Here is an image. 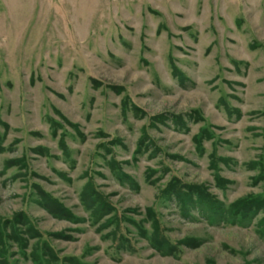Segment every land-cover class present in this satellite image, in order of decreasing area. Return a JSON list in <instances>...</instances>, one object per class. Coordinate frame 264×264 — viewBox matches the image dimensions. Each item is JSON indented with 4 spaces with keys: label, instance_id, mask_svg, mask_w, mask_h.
Masks as SVG:
<instances>
[{
    "label": "rangeland",
    "instance_id": "1",
    "mask_svg": "<svg viewBox=\"0 0 264 264\" xmlns=\"http://www.w3.org/2000/svg\"><path fill=\"white\" fill-rule=\"evenodd\" d=\"M173 176L214 202L161 197ZM244 199H264V0H0V264H264Z\"/></svg>",
    "mask_w": 264,
    "mask_h": 264
},
{
    "label": "trees",
    "instance_id": "2",
    "mask_svg": "<svg viewBox=\"0 0 264 264\" xmlns=\"http://www.w3.org/2000/svg\"><path fill=\"white\" fill-rule=\"evenodd\" d=\"M175 73H176V71H175ZM175 75L179 76L178 73H176ZM121 89H122V87H113V90H115V91H118V90L122 91ZM193 113L195 114V116H197V118L200 117V113L199 112L195 111ZM176 119L178 120V122L176 124H181L182 123V121L179 120V117H176ZM201 120H202V118L199 121H201ZM149 125H150V123L148 124V126ZM146 133H147V130H146V128H144V136H142L143 137L142 140L140 139L139 142L137 143L138 145H137V148H136L137 150L135 151V153L139 152L140 147H141L140 144L143 142V139L146 140L145 141L146 143H150L149 142L150 140H149V138H148ZM202 134H209V137H210L212 133H211L210 129L207 127L206 129L202 130ZM202 136L203 135L200 134V135L196 136L195 139H194L195 147H196V149L199 152L202 151L201 141L203 139H206V138H204ZM100 144H102V143H100ZM105 148L107 149V151L110 150V147H109L108 144L105 145ZM212 159H214L215 162ZM220 162H221L220 158L217 157L215 155V153L210 156V168H212L213 170L217 169V164H219ZM221 163H225V161H222ZM89 178H90V176H89V173H88V179ZM88 189H89L88 193H90V195H92V197L94 198V201L100 206L101 210H107V211L108 210H113L111 204L105 199V197L94 189V186H93L92 183L88 184ZM185 190H187L191 194L195 193L196 194V198H197V200H199L200 203L214 202L212 196L209 193L206 192V190H205V188L203 186H200V185H187V184L183 183L179 178H176L174 176L171 178V180L167 183L165 188L162 190V192L160 193V196L162 197V196H165L167 194L173 195V196H177L179 202L183 206H186L187 202H186L185 198L187 197V193L186 194L184 193ZM263 209H264V199H261V200L260 199L238 200V201L234 202L232 204V206H231L232 215L233 216L234 215L235 216L239 215L241 218H245L250 213H256L259 210H263ZM23 216H24V214H23ZM67 216H71V215H67ZM116 218H117L118 221L115 222L116 225H115V230H114V234L113 235H114V237L116 235L121 237V236H123V234H122L123 226H122V223H121V217L119 215H116ZM12 221H14V219ZM7 222H10V221H7ZM2 234H4V233L0 230V236H2ZM36 236H38L39 239H43V234H41L40 232H36ZM123 238L125 240L127 239L126 236H124ZM155 240L159 241V243L157 245L159 249H165L168 253L176 250V247L172 246V244L169 242V240H167L162 235V233H160L159 229L157 230ZM42 245H47V243L43 242ZM39 264H44V261L40 260Z\"/></svg>",
    "mask_w": 264,
    "mask_h": 264
}]
</instances>
